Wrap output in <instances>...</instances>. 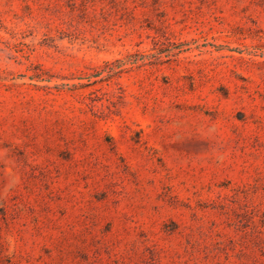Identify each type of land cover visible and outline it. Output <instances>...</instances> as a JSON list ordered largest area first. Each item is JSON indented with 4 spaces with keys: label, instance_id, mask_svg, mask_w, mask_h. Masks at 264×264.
<instances>
[{
    "label": "rangeland",
    "instance_id": "1",
    "mask_svg": "<svg viewBox=\"0 0 264 264\" xmlns=\"http://www.w3.org/2000/svg\"><path fill=\"white\" fill-rule=\"evenodd\" d=\"M0 264H264V0H0Z\"/></svg>",
    "mask_w": 264,
    "mask_h": 264
}]
</instances>
